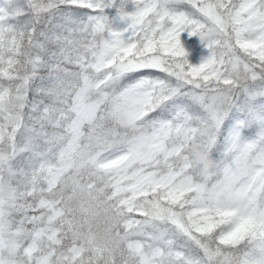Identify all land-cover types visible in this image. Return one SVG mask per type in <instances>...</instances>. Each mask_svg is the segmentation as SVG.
I'll return each mask as SVG.
<instances>
[{
  "label": "snow or ice",
  "instance_id": "1",
  "mask_svg": "<svg viewBox=\"0 0 264 264\" xmlns=\"http://www.w3.org/2000/svg\"><path fill=\"white\" fill-rule=\"evenodd\" d=\"M0 264H264V0H0Z\"/></svg>",
  "mask_w": 264,
  "mask_h": 264
},
{
  "label": "clouds",
  "instance_id": "2",
  "mask_svg": "<svg viewBox=\"0 0 264 264\" xmlns=\"http://www.w3.org/2000/svg\"><path fill=\"white\" fill-rule=\"evenodd\" d=\"M192 160L198 168V172L202 176H208L216 167V160L212 158L211 151L207 148L201 147L197 143L191 145Z\"/></svg>",
  "mask_w": 264,
  "mask_h": 264
},
{
  "label": "rangeland",
  "instance_id": "3",
  "mask_svg": "<svg viewBox=\"0 0 264 264\" xmlns=\"http://www.w3.org/2000/svg\"><path fill=\"white\" fill-rule=\"evenodd\" d=\"M131 8V6H129ZM181 43L188 52L189 62L193 65H198L203 56L207 55V49L201 44L199 37L188 36L187 32L180 36Z\"/></svg>",
  "mask_w": 264,
  "mask_h": 264
},
{
  "label": "trees",
  "instance_id": "4",
  "mask_svg": "<svg viewBox=\"0 0 264 264\" xmlns=\"http://www.w3.org/2000/svg\"><path fill=\"white\" fill-rule=\"evenodd\" d=\"M211 155L214 160L219 159V154L215 149H213V151L211 152Z\"/></svg>",
  "mask_w": 264,
  "mask_h": 264
}]
</instances>
